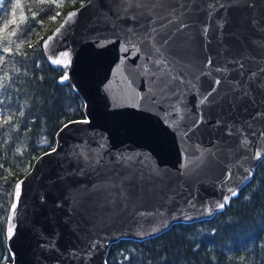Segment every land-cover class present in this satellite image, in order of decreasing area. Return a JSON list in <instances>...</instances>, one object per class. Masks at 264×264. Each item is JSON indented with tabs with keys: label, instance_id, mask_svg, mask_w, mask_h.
Listing matches in <instances>:
<instances>
[{
	"label": "water",
	"instance_id": "95a60500",
	"mask_svg": "<svg viewBox=\"0 0 264 264\" xmlns=\"http://www.w3.org/2000/svg\"><path fill=\"white\" fill-rule=\"evenodd\" d=\"M43 48L86 119L16 184L9 264H107L214 217L264 159V0H88Z\"/></svg>",
	"mask_w": 264,
	"mask_h": 264
},
{
	"label": "trees",
	"instance_id": "16d2710c",
	"mask_svg": "<svg viewBox=\"0 0 264 264\" xmlns=\"http://www.w3.org/2000/svg\"><path fill=\"white\" fill-rule=\"evenodd\" d=\"M87 2L19 0L16 8L17 0H0V264L13 260L7 220L16 184L56 147L63 126L86 119L83 100L61 82L65 70L49 62L43 42ZM107 264H264V159L214 217L176 223L143 241L120 240Z\"/></svg>",
	"mask_w": 264,
	"mask_h": 264
},
{
	"label": "snow or ice",
	"instance_id": "6c2138e0",
	"mask_svg": "<svg viewBox=\"0 0 264 264\" xmlns=\"http://www.w3.org/2000/svg\"><path fill=\"white\" fill-rule=\"evenodd\" d=\"M20 7H21V5H20V3H19V0H17L16 8H20ZM12 23L15 24L16 21L13 20ZM5 28H7V25H5ZM217 83H219V81H217ZM9 119H10V118H9ZM233 194H234V193H233ZM16 195H17V197L19 196V185H17ZM223 206H224L223 204L220 205V207H223ZM15 207H16L15 204H13V205H12V209L14 210Z\"/></svg>",
	"mask_w": 264,
	"mask_h": 264
}]
</instances>
